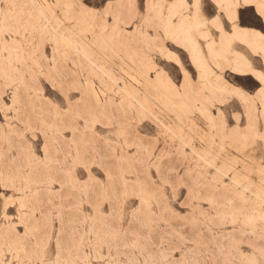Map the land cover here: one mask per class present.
Here are the masks:
<instances>
[{
    "label": "snow or ice",
    "instance_id": "obj_1",
    "mask_svg": "<svg viewBox=\"0 0 264 264\" xmlns=\"http://www.w3.org/2000/svg\"><path fill=\"white\" fill-rule=\"evenodd\" d=\"M0 264H264V0H0Z\"/></svg>",
    "mask_w": 264,
    "mask_h": 264
},
{
    "label": "rangeland",
    "instance_id": "obj_2",
    "mask_svg": "<svg viewBox=\"0 0 264 264\" xmlns=\"http://www.w3.org/2000/svg\"><path fill=\"white\" fill-rule=\"evenodd\" d=\"M3 2H5V3H15V4H18V5H24V4H29V5H30V4L33 2V0H3ZM32 10H33V12H32ZM24 12H30L31 14L34 13V15H35V14L39 15V13H38L36 10L31 9V8H28V9H24V8H15V9L12 10V15H20V14H23ZM41 52H42V54H43V49H41ZM63 69H64L65 71L69 72V73L76 71L75 68L70 67V66H68V65H64V66H63ZM119 70H120V66L117 65V66H116V71L119 72ZM127 70H129V71L131 72V68H129V69H127ZM85 71H86V70H85ZM109 91H110V89H109ZM110 102H111V101H110ZM253 239H254L257 243H259V241H260V235H259V233H257V235H256L255 237H253Z\"/></svg>",
    "mask_w": 264,
    "mask_h": 264
},
{
    "label": "bare ground",
    "instance_id": "obj_3",
    "mask_svg": "<svg viewBox=\"0 0 264 264\" xmlns=\"http://www.w3.org/2000/svg\"><path fill=\"white\" fill-rule=\"evenodd\" d=\"M32 12H33V10H32ZM33 15H34V13H33ZM35 15H37V14H35Z\"/></svg>",
    "mask_w": 264,
    "mask_h": 264
}]
</instances>
